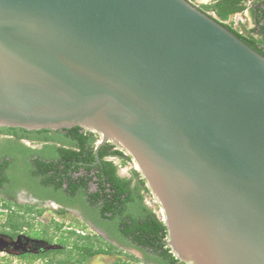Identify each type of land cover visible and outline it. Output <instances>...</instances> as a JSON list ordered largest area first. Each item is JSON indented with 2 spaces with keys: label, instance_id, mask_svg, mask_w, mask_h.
<instances>
[{
  "label": "water",
  "instance_id": "obj_1",
  "mask_svg": "<svg viewBox=\"0 0 264 264\" xmlns=\"http://www.w3.org/2000/svg\"><path fill=\"white\" fill-rule=\"evenodd\" d=\"M74 126L133 158L179 260L264 264V55L222 22L189 0H0V127Z\"/></svg>",
  "mask_w": 264,
  "mask_h": 264
},
{
  "label": "flooded vegetation",
  "instance_id": "obj_2",
  "mask_svg": "<svg viewBox=\"0 0 264 264\" xmlns=\"http://www.w3.org/2000/svg\"><path fill=\"white\" fill-rule=\"evenodd\" d=\"M189 1L219 20L214 6L222 0H209V2L202 0ZM248 1L251 3L249 7H247ZM203 4H208V6ZM241 4L244 8L239 12L245 13L246 16H250L251 23L250 26L244 23L245 25H243V27L246 29V32H239L253 41L258 48L264 50V0H241ZM210 10L215 13V16L210 13ZM241 22L244 21L242 20ZM223 23L229 25L227 19L223 20ZM237 24L240 25L238 20L235 21V25ZM81 129L86 130L82 127ZM54 135L59 137L61 134L56 132ZM97 135L99 134L95 133L96 137ZM97 140L95 142L96 161L90 162L91 165L87 166L84 165V161L76 159L73 163L71 162V166L69 167V165L66 164L67 158L65 159V157L55 150L56 147L61 146L65 141L54 144V142H52L53 140L49 138L48 140H43L39 138V136H36L35 133L19 135L16 133H8L6 130H0V204L6 206H22L23 209L31 207L33 211L45 205H59L68 211L75 212L81 217L82 221L92 226L95 229L96 238H99L102 242H105L109 246L119 245L124 249V252H126V250H136L138 255H140L138 257L143 260L142 264H171L165 260V257L161 255L160 252H155L149 248L135 244L133 236L125 235L122 232L118 223L121 219L124 220L125 218L131 221L132 214H121L114 219L102 217L100 207L103 205V199L93 196L94 194H100L102 192L100 180L101 168L99 167L101 160L97 156V147L101 144V140L99 142H97ZM28 141L35 145H29V143H27ZM106 143H111L114 148L120 149L112 141L105 142L101 144L100 147ZM64 146L68 145L65 144ZM122 151L125 156H130L124 150ZM110 157L111 156H108L106 159L108 161H113ZM124 160H126V158H124ZM126 161L135 164L132 157L128 158ZM131 168L136 169L137 167L135 165V167L132 166ZM117 172L122 177L133 178L129 171L124 175L120 173L119 169ZM70 182L73 183L70 185ZM85 182H87L86 188L85 185H81V183ZM135 182L133 178V185ZM72 185H78L79 187L74 189ZM69 232L72 233L71 231ZM5 235L14 242L20 234L14 233ZM77 235L82 236L76 234V236ZM28 237L29 238L25 237L21 240L22 244L17 250L27 247L32 251L38 248V251H44L43 248H40L42 247L41 245L44 244L41 236L31 234V236ZM166 240L167 237L164 241L165 243ZM50 241L49 239L46 240L45 245L49 246L54 244ZM166 247L170 248L167 243L165 244V248ZM104 250L107 249L105 248ZM179 262L183 261L179 260ZM75 264H83V262ZM122 264H127V262H122Z\"/></svg>",
  "mask_w": 264,
  "mask_h": 264
},
{
  "label": "trees",
  "instance_id": "obj_3",
  "mask_svg": "<svg viewBox=\"0 0 264 264\" xmlns=\"http://www.w3.org/2000/svg\"><path fill=\"white\" fill-rule=\"evenodd\" d=\"M219 20L222 21L229 18L230 15L243 10L241 0H222L214 6ZM228 29L235 33L238 37L244 40L247 44L252 46L254 49L264 55V50L258 48L255 43L245 36H243L238 30L232 26L223 23ZM0 130L8 133H16L23 135L25 133H35L36 136L43 140H53L52 142L57 143L65 141L61 146L56 147V152H59L67 160L66 164L71 166V162L74 160L84 161V165H91L90 162L96 161V136L95 133L81 129L80 126H74L71 128H63L61 130L52 129H41V130H26L21 127H6ZM56 132L61 134L57 137ZM68 146H64V145ZM99 158L101 160L99 167L101 168V186L102 192L100 194H94L96 198L101 197L103 199V205L100 207L102 217L104 218H117L121 214H132L131 221L128 218L118 223L119 228L125 235L133 236L135 244L149 248L155 252H160L165 257V260L171 264H185L179 262V260L170 251V248H165V239L167 237V227L164 221L159 218L156 212L146 204L142 191H150L146 185V180L141 177L140 172L134 169V180L136 181L133 185V178H126L119 175L117 172L119 165L113 161H108V156L120 157L122 160L131 158L125 156L124 152L120 149L114 148L111 143L102 145L99 150ZM98 166V165H97ZM45 172L44 170H42ZM73 182H70V185ZM87 187V182L81 183ZM74 189L79 187L78 185H72ZM92 196V197H93ZM20 208H23L22 206ZM25 210L31 211L32 208H26ZM17 231L21 230L22 225H13ZM75 234V231H72ZM79 234V233H76ZM33 235L40 236L39 232H35ZM61 243H64L61 240ZM82 250L81 259L77 260L82 262L83 258L92 257L99 253H104L107 250L103 248H96L93 245L81 246ZM58 251H60L58 249ZM60 264H65L62 261ZM75 264V263H73Z\"/></svg>",
  "mask_w": 264,
  "mask_h": 264
},
{
  "label": "rangeland",
  "instance_id": "obj_4",
  "mask_svg": "<svg viewBox=\"0 0 264 264\" xmlns=\"http://www.w3.org/2000/svg\"><path fill=\"white\" fill-rule=\"evenodd\" d=\"M201 1V0H200ZM208 1L209 0H202ZM208 6V4H203ZM251 3L247 2V7ZM210 13L215 16V13L210 10ZM238 20L240 25H235V21ZM244 22H241V21ZM246 21V22H245ZM229 25H232L236 30L241 32H246L243 27L246 23L250 26L251 20L250 16H246L245 13H234L227 19ZM97 142L101 140L100 135L96 137ZM29 145L34 146L32 142H27ZM110 159H115L119 165V170L122 175L129 171L132 176H134V169L132 166L137 164L127 162L126 160L117 159V157H110ZM141 175V173H140ZM142 177V175H141ZM147 185V184H146ZM144 195V200L148 206H150L157 214V216L163 219L162 208L155 201L156 198L150 191H142ZM25 208V207H24ZM22 225L21 230L17 231L20 234L18 238L21 239L33 235L35 232H39L42 242L41 245L44 251H34L26 252L23 249L16 250V253H10L6 251L0 252V264H60L65 261V264L77 263L78 259H81L82 250L81 246L93 245L94 247H101L107 249L104 253L96 254L95 256L83 258V264H142L143 260L138 257L137 251L122 249L118 246H109L105 242H102L99 238H96L95 229L88 223L82 221L75 212L68 211L59 205H45L35 209L34 211H27L18 206H9L0 204V233L14 234L16 229L13 225ZM75 231L70 233L69 231ZM76 233L82 236H76ZM27 236H26V235ZM43 237V238H42ZM44 239V240H43ZM51 240L56 248H48L46 246V240ZM61 240L64 243H61ZM58 249L60 251H58Z\"/></svg>",
  "mask_w": 264,
  "mask_h": 264
},
{
  "label": "built area",
  "instance_id": "obj_5",
  "mask_svg": "<svg viewBox=\"0 0 264 264\" xmlns=\"http://www.w3.org/2000/svg\"><path fill=\"white\" fill-rule=\"evenodd\" d=\"M113 157H115V156H113ZM117 159H121L120 157H117ZM113 161L116 163V164H118L116 161H115V159H113ZM134 167H135V165H134ZM156 201V200H155ZM157 202V201H156ZM162 214H163V212H162ZM163 220V219H162Z\"/></svg>",
  "mask_w": 264,
  "mask_h": 264
}]
</instances>
